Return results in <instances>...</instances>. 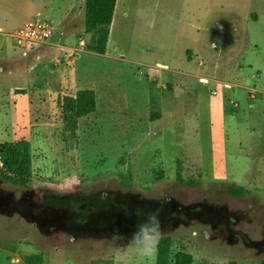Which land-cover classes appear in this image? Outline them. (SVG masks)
<instances>
[{
	"label": "rangeland",
	"instance_id": "374dc122",
	"mask_svg": "<svg viewBox=\"0 0 264 264\" xmlns=\"http://www.w3.org/2000/svg\"><path fill=\"white\" fill-rule=\"evenodd\" d=\"M84 3L0 0V145L28 142L32 172L0 179V264H156L132 237L158 209L194 264H264V0H117L104 55L85 51ZM35 17L64 24L68 49L19 48ZM217 21L234 45L211 48ZM82 90L96 110L77 120L56 104ZM102 196L107 222L71 216Z\"/></svg>",
	"mask_w": 264,
	"mask_h": 264
},
{
	"label": "trees",
	"instance_id": "16d2710c",
	"mask_svg": "<svg viewBox=\"0 0 264 264\" xmlns=\"http://www.w3.org/2000/svg\"><path fill=\"white\" fill-rule=\"evenodd\" d=\"M117 0H85L84 28L90 35L85 51L97 55H104L110 37ZM58 107L64 112L74 115L77 120L89 117L96 110V95L93 90H82L73 97L57 100ZM71 138L75 136V125L68 124ZM177 162L176 181L190 188L198 187L195 179L184 180ZM30 147L26 141L6 142L0 145V179L14 186H28L32 180ZM200 179V174L198 175ZM227 194L235 199H242L247 191L243 187L231 185ZM184 247L170 237H161L156 246V264H194L191 254L184 251ZM26 264H41L39 256H27ZM209 264V263H206Z\"/></svg>",
	"mask_w": 264,
	"mask_h": 264
},
{
	"label": "flooded vegetation",
	"instance_id": "af4514ba",
	"mask_svg": "<svg viewBox=\"0 0 264 264\" xmlns=\"http://www.w3.org/2000/svg\"><path fill=\"white\" fill-rule=\"evenodd\" d=\"M210 36H211V48H222L224 46L229 47L235 44L236 37H235V31L233 28L224 23V22H216L210 28L209 30ZM106 197L102 196L101 200V205L98 207H92L87 205V203L84 202H76V203H70V211L71 216L76 218L77 222L80 220L81 224H85L87 222L89 223H95L97 224V217H99L102 221H106L105 215L109 211L110 207L106 205ZM69 211V212H70ZM125 213V211L123 210ZM121 213V211H120ZM128 213L123 214L121 216L122 218L119 217V220L115 223V225H118L122 221L125 220L128 221ZM75 220V219H74ZM107 222V221H106ZM80 223V222H79ZM118 223V224H117Z\"/></svg>",
	"mask_w": 264,
	"mask_h": 264
},
{
	"label": "built area",
	"instance_id": "2783aa9c",
	"mask_svg": "<svg viewBox=\"0 0 264 264\" xmlns=\"http://www.w3.org/2000/svg\"><path fill=\"white\" fill-rule=\"evenodd\" d=\"M63 25L56 26L54 21L39 17L32 18L14 30L9 37L13 38L19 48L62 46L64 37ZM57 38L55 41L54 39Z\"/></svg>",
	"mask_w": 264,
	"mask_h": 264
},
{
	"label": "clouds",
	"instance_id": "9594fccd",
	"mask_svg": "<svg viewBox=\"0 0 264 264\" xmlns=\"http://www.w3.org/2000/svg\"><path fill=\"white\" fill-rule=\"evenodd\" d=\"M159 209L150 213L145 220H143L138 230L133 234L132 240L136 245L137 252L141 256L151 257L155 254L156 246L162 235V225L159 220ZM143 213L138 210V215Z\"/></svg>",
	"mask_w": 264,
	"mask_h": 264
},
{
	"label": "crops",
	"instance_id": "0c3cea01",
	"mask_svg": "<svg viewBox=\"0 0 264 264\" xmlns=\"http://www.w3.org/2000/svg\"><path fill=\"white\" fill-rule=\"evenodd\" d=\"M63 24V23H62ZM63 27H64V30H67V28H66V26L63 24ZM58 47V46H57ZM59 47H62V48H64V49H68L67 47H66V45H62V46H59ZM77 47L79 48V47H81V45H80V43L78 44V42H77ZM84 46H82L81 48H80V50H82L83 51V48ZM70 50V49H69ZM84 53H86V52H84ZM88 53V52H87Z\"/></svg>",
	"mask_w": 264,
	"mask_h": 264
}]
</instances>
